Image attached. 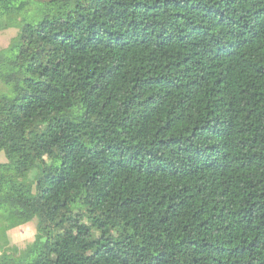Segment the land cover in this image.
I'll list each match as a JSON object with an SVG mask.
<instances>
[{
    "label": "trees",
    "instance_id": "1",
    "mask_svg": "<svg viewBox=\"0 0 264 264\" xmlns=\"http://www.w3.org/2000/svg\"><path fill=\"white\" fill-rule=\"evenodd\" d=\"M11 27L0 264H264V0H0Z\"/></svg>",
    "mask_w": 264,
    "mask_h": 264
},
{
    "label": "rangeland",
    "instance_id": "2",
    "mask_svg": "<svg viewBox=\"0 0 264 264\" xmlns=\"http://www.w3.org/2000/svg\"><path fill=\"white\" fill-rule=\"evenodd\" d=\"M65 23H58L57 28L64 26ZM19 29L17 27L6 28L0 30V49L8 46L18 35ZM6 160L4 152H0V162ZM81 219L83 220V228L87 226V217L84 214H80ZM37 231V219L30 221L26 224L20 225L8 232V238L11 245H24L26 242L31 241L35 238ZM111 237L113 239H119L117 233H112ZM1 251V249H0Z\"/></svg>",
    "mask_w": 264,
    "mask_h": 264
}]
</instances>
